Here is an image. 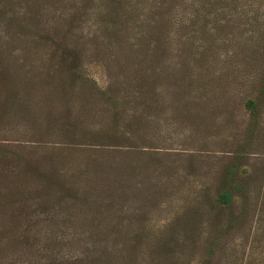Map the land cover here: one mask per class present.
<instances>
[{"label":"trees","instance_id":"16d2710c","mask_svg":"<svg viewBox=\"0 0 264 264\" xmlns=\"http://www.w3.org/2000/svg\"><path fill=\"white\" fill-rule=\"evenodd\" d=\"M0 137L34 264H264V0H0Z\"/></svg>","mask_w":264,"mask_h":264},{"label":"rangeland","instance_id":"374dc122","mask_svg":"<svg viewBox=\"0 0 264 264\" xmlns=\"http://www.w3.org/2000/svg\"><path fill=\"white\" fill-rule=\"evenodd\" d=\"M86 71L92 78H94L98 82V84L100 86L103 87L106 85V83L108 81V72L102 64L95 63V62L91 61L86 65ZM244 121H245V115H243L241 111L237 110L236 112H234L233 117H232V127L234 129L235 141H237L239 138L238 136L241 133V130H242L243 125H244ZM208 123H209V120L207 118L204 119L201 123V125L203 124L202 130L205 131L204 132L205 136H207L208 130L209 131L218 130L220 132V129H218V128L217 129L216 128L211 129V126L213 127L211 122H210V125L207 127ZM0 138H2V137H0ZM11 139L15 140L12 137H11ZM142 179L145 181L148 180L146 178V176ZM22 227H24V224L21 223V225H20L21 230H22ZM0 228H2L1 231L4 230L3 227L0 226ZM6 237L7 238L10 237L9 239H11V240L10 241L7 239L3 240V238H1V240H0V264H30L28 262V260L31 262V264H34L33 261L28 258V253H26L27 251H29L30 245H23V242H22V244H20V243L18 244L11 237V235H6ZM28 237H29V234L25 238V241L27 243H31V240H30L31 238H28ZM75 252H76V249H75ZM63 253L65 256H70L72 254V252L69 251L68 247L67 248L64 247ZM219 262H221L223 264V262H224L223 257L218 256L217 261L215 260V263L220 264Z\"/></svg>","mask_w":264,"mask_h":264}]
</instances>
